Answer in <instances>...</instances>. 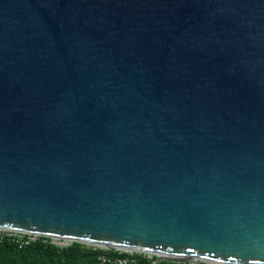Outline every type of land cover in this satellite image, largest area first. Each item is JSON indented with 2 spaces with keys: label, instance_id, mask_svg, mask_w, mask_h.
<instances>
[{
  "label": "water",
  "instance_id": "95a60500",
  "mask_svg": "<svg viewBox=\"0 0 264 264\" xmlns=\"http://www.w3.org/2000/svg\"><path fill=\"white\" fill-rule=\"evenodd\" d=\"M0 230L264 264V0H0Z\"/></svg>",
  "mask_w": 264,
  "mask_h": 264
},
{
  "label": "trees",
  "instance_id": "16d2710c",
  "mask_svg": "<svg viewBox=\"0 0 264 264\" xmlns=\"http://www.w3.org/2000/svg\"><path fill=\"white\" fill-rule=\"evenodd\" d=\"M100 249H93L84 244L73 242L67 247H59L43 239L20 247L7 237H0V264H100ZM137 264H153V258L138 254ZM156 264H184L159 261ZM185 264H192L187 262ZM206 264V263H197Z\"/></svg>",
  "mask_w": 264,
  "mask_h": 264
},
{
  "label": "built area",
  "instance_id": "2783aa9c",
  "mask_svg": "<svg viewBox=\"0 0 264 264\" xmlns=\"http://www.w3.org/2000/svg\"><path fill=\"white\" fill-rule=\"evenodd\" d=\"M7 237L10 240L16 242L19 244L20 247L26 246L31 242H35L39 239H43L44 241L50 240L51 243L59 246V247H67L71 245L73 242H63L62 239L58 238H50L45 237L37 234H30V233H21V232H15V231H9V230H0V237ZM60 241L59 243H56L53 240ZM88 246V245H87ZM90 247V246H88ZM93 249H100L99 247L93 248ZM143 254L147 255L141 252H133V251H124V250H115L113 253H105L103 250L100 251V254L98 255V261L100 264H137L138 259L137 255Z\"/></svg>",
  "mask_w": 264,
  "mask_h": 264
},
{
  "label": "rangeland",
  "instance_id": "374dc122",
  "mask_svg": "<svg viewBox=\"0 0 264 264\" xmlns=\"http://www.w3.org/2000/svg\"><path fill=\"white\" fill-rule=\"evenodd\" d=\"M53 240V239H52ZM53 241H55L56 243H59L60 241H58L57 239L56 240H53ZM61 241H63V242H68L67 240H61ZM83 244V243H82ZM84 245H88V244H84ZM88 246H90V247H92V248H96L97 246H95V245H88ZM100 248V247H99ZM147 256L149 257V258H153V257H155L154 255H150V254H147ZM194 263H202V262H194Z\"/></svg>",
  "mask_w": 264,
  "mask_h": 264
},
{
  "label": "bare ground",
  "instance_id": "6f19581e",
  "mask_svg": "<svg viewBox=\"0 0 264 264\" xmlns=\"http://www.w3.org/2000/svg\"><path fill=\"white\" fill-rule=\"evenodd\" d=\"M68 241V240H67ZM130 252V251H129ZM148 254V253H147ZM150 255H154V254H151V253H149ZM170 256V255H169ZM194 261L196 262V260L194 259ZM212 263H214V262H212ZM218 264V263H217Z\"/></svg>",
  "mask_w": 264,
  "mask_h": 264
}]
</instances>
